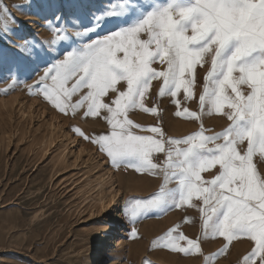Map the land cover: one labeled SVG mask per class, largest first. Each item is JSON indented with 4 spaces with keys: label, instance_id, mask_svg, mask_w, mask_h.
Here are the masks:
<instances>
[{
    "label": "snow or ice",
    "instance_id": "snow-or-ice-1",
    "mask_svg": "<svg viewBox=\"0 0 264 264\" xmlns=\"http://www.w3.org/2000/svg\"><path fill=\"white\" fill-rule=\"evenodd\" d=\"M128 11L123 5L120 12L115 6L106 7L104 15ZM55 20L58 39L49 41L50 46L59 41L60 31L78 26L75 19L65 23L62 15ZM12 24L14 18L0 15V36L10 32ZM84 32L87 42L54 59L36 84L27 86L29 92H37L64 115H75L85 105L86 117L106 113L108 133L74 131L96 145L110 166L131 169L144 179L162 177L157 193L127 202L134 219L147 217L152 210L163 214L184 206L195 208L201 214L204 237L222 238L223 248L216 256L228 252L233 241L246 238L251 249L243 264H264V0H169L130 26L107 34L96 33L94 27ZM142 33L147 39H141ZM25 44L18 49L29 54L44 46L34 38L25 39ZM209 54L210 68L198 96L200 112L185 107L175 113L200 121L199 130L184 139L165 140L159 127L141 128L153 135L135 134L133 129L140 126L130 113L136 109L158 113L157 107L145 106L152 82L161 81L160 97L177 98L183 92L185 101L196 100V68L204 66ZM157 63L166 68L157 70ZM20 71L19 65L9 67V78L16 82ZM120 82L126 89L117 87ZM82 89L88 91L73 103L72 97ZM175 102L178 108L182 104L179 99ZM206 106L209 114L230 122L222 132L206 134L202 119ZM156 153H164V158H154ZM211 169H217L212 179H203L201 174ZM170 183L177 187L169 188ZM178 228L170 229L158 243L170 252L204 255L201 243ZM215 258L205 260L211 264Z\"/></svg>",
    "mask_w": 264,
    "mask_h": 264
},
{
    "label": "rangeland",
    "instance_id": "rangeland-1",
    "mask_svg": "<svg viewBox=\"0 0 264 264\" xmlns=\"http://www.w3.org/2000/svg\"><path fill=\"white\" fill-rule=\"evenodd\" d=\"M168 2L0 0V15L16 21V24L11 25L10 32L0 36V61L3 62L0 64V264H146L149 260L152 264H207L205 257L213 256L216 258L211 264H243V257L251 249L247 239L233 241L228 252L216 256L223 248L222 238L212 237L211 234L204 237L201 214L195 208L184 206L163 214L152 210L147 217L138 216L134 219L131 215L132 206L127 202L132 199L143 200L157 193L163 183L162 177L144 179L131 169L110 166L106 155L96 145L74 131L80 129L88 135L108 133L109 126L103 118L106 113L86 117L85 105L75 115L71 112L64 115L38 97L37 92H29L27 87L36 84L43 70L54 59L63 58L64 51L81 48L87 42L84 28L94 27L96 33L107 34L117 27L138 22L154 7ZM122 5L129 10L126 14L104 15L106 7L115 6L120 12ZM57 15H62L67 24L75 19L78 26L69 28L67 33L60 31L59 41L50 46L49 41L58 39L54 28ZM65 35L71 39L65 40ZM33 38L37 43L43 42L44 46H37L31 54L18 49V46L27 47L25 39L31 42ZM141 39H147V35L142 33ZM205 61L203 67L198 65L196 68V100L185 101L183 92L177 98L167 94L160 97L157 93L161 81L152 82L145 106L157 107L158 113L153 115L140 109L130 113L129 118L140 126L133 129L135 134L153 135L141 131V128L159 127L165 140L184 139L199 130L200 121L176 116L175 113L185 107L190 112H200L198 96L203 91L206 70L210 68V54L205 57ZM15 65L22 68L15 74L16 82L9 78L8 72V68ZM154 67L163 70L166 65L157 63ZM117 87L124 90L126 84L120 82ZM87 91L82 89L72 97V102H76ZM177 99L182 101L179 108L175 102ZM202 119L207 135L222 132L230 123L226 117L209 114L207 106ZM47 123L58 126L67 134L63 141L66 147L63 155L68 151L73 154L69 153L66 164L72 165L79 148L84 149L82 161H88L85 164L78 163L82 170L80 173L73 171V167L61 166L58 155L63 147L56 152L55 149L49 152L44 150L45 139L49 138ZM72 139L77 142L74 148L70 143ZM155 157L162 159L164 153H156ZM93 158L95 160L92 161ZM90 162L92 168L99 166V175L110 174L113 177L112 181L117 182L120 194L105 195L102 204L92 199L96 197L95 191L91 190L85 179V176L92 174H86L87 170L83 169ZM98 162L99 165H96ZM215 171L217 169L202 173V178L212 179L211 173ZM81 186L80 191L78 188ZM168 187L176 188L177 185L170 183ZM177 226L178 231L186 237L201 243L204 255L170 252L158 243L170 229ZM132 232L136 235L133 236ZM184 243L181 241V244ZM107 251L113 253L110 261L104 260Z\"/></svg>",
    "mask_w": 264,
    "mask_h": 264
},
{
    "label": "bare ground",
    "instance_id": "bare-ground-1",
    "mask_svg": "<svg viewBox=\"0 0 264 264\" xmlns=\"http://www.w3.org/2000/svg\"><path fill=\"white\" fill-rule=\"evenodd\" d=\"M47 129L49 130V138L45 139V142L43 144L44 150L46 152H49L52 149H55V152H56L57 150H60L61 147H63V151L61 150L59 152V155H58V157L60 158V159L59 158L58 159L62 162L61 166H63V168L73 167V169H72L73 171H79V173H80V171H82V170L80 169V167H79L80 164L78 165V163L85 164L88 161V160L82 161L83 155H84V149L79 148L78 154H76V160H74L72 162V165L66 164L65 161H66V158L70 152L68 151V153L66 155H63V152L66 151V147H65L63 141L67 137V134H65V132H62L58 126H56L52 123L47 125ZM70 143H71L72 148L76 147V145H77L76 139H72ZM55 152H53V154ZM71 153L73 154V152H71ZM93 160H95V159L93 158L92 161ZM96 165H99V162ZM98 168H99V166L92 168L91 162H90V164L88 163V165L83 169L87 170L86 174H92V176H90V175L85 176V179L88 180V183H87L88 186L91 187V190H94L95 194H96V197L92 198V199L95 200L96 202L102 204L103 200L105 199V195H107V194L118 195V194H120V190L118 188L119 186H118L117 182L112 181L113 177L110 174L99 175V171H97ZM87 184H86V186H87ZM81 188H82V186L80 188H78V190L81 191ZM114 188H118V190H116ZM87 193L88 192H86L85 194H87ZM101 208L103 209L104 207L101 205ZM116 242L118 243V241H116ZM112 256H113L112 251H107V255H106V258L104 260L110 261Z\"/></svg>",
    "mask_w": 264,
    "mask_h": 264
}]
</instances>
